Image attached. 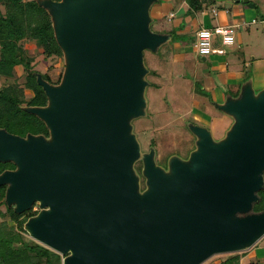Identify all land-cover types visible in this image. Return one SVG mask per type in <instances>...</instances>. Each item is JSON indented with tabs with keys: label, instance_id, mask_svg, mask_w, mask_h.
<instances>
[{
	"label": "water",
	"instance_id": "1",
	"mask_svg": "<svg viewBox=\"0 0 264 264\" xmlns=\"http://www.w3.org/2000/svg\"><path fill=\"white\" fill-rule=\"evenodd\" d=\"M144 3L54 4L68 18L62 45L72 67L64 87L42 83L56 110L36 113L53 143L0 131V160L17 165L0 177L10 184L7 199L18 211L34 199L48 208L28 227L41 244L69 254L63 264H198L264 232V213L230 219L253 200L264 168V91L252 106L238 104L239 126L225 146L201 134L191 171L176 168L170 178L146 160L149 191L137 192L126 119L140 105V51L156 43L142 21Z\"/></svg>",
	"mask_w": 264,
	"mask_h": 264
},
{
	"label": "rangeland",
	"instance_id": "2",
	"mask_svg": "<svg viewBox=\"0 0 264 264\" xmlns=\"http://www.w3.org/2000/svg\"><path fill=\"white\" fill-rule=\"evenodd\" d=\"M154 1L157 0L148 1L147 5L144 3L141 12L146 31L156 37V43L153 46L142 48L140 51L139 67L142 71L141 78L138 80L141 84L140 105L137 112L129 115L126 119L127 135L134 139L137 147L136 157L130 164V173L135 181L138 180L136 190L140 191L141 196L149 191L147 177H143L145 174H142L145 171L146 160H149L161 174L170 178L175 176L176 168L191 171L194 167L192 157L198 151L202 141L201 134L205 133L208 136L211 146L215 148L225 146L239 126L238 104L244 103L247 106H252L256 97L250 91L245 92L246 87L243 86L238 96L240 99H232L228 95L231 90L229 87H221L217 82H213L214 87L216 86L225 96L224 101L214 100L211 90L200 78V72L205 68V62L201 56H197L194 61L195 55L190 51L186 55V61L181 62L180 60L175 61L172 54L173 42L179 41L180 44L182 42L192 48L193 33H188L186 28L180 32L166 29V27H163L161 31L151 29L152 24L145 6L149 8ZM61 2L73 3L74 0H61ZM242 3L245 4L243 1ZM46 10L51 18L55 37L63 51L62 55L43 59L35 46L30 44H25V46L32 56L33 67L40 73L47 74L53 83L59 80V83L54 87L62 88L72 67L71 57L62 45L66 31L64 23L65 20L68 22V18L58 13L61 11L57 12V8L55 10L53 6H47ZM61 10L67 11L68 9L61 8ZM255 27H260L258 22L250 25L251 29ZM237 32L243 41L245 31L238 30ZM218 47H223L224 51L230 49L227 46L219 45ZM243 49L245 53L251 51L246 46ZM245 59L250 60V55L246 54ZM13 78L20 84L23 82V73L20 68L14 69ZM209 81L215 80L210 77ZM24 94L28 98L31 92L24 90ZM43 109L50 112L56 110L51 99L48 106ZM50 141L52 144V137ZM138 171L139 173H137ZM138 176H140L139 179ZM31 203V210L36 212L34 218H38L41 212L48 210L47 207L40 206V200L34 199ZM1 221H5L11 228L15 226V222L5 211L4 204H0ZM21 234L27 241L32 240L40 243L35 239L29 227L24 229ZM263 249L264 232L240 248L233 247L229 250L212 253L198 264H215L221 258L235 253L253 254L255 264H264Z\"/></svg>",
	"mask_w": 264,
	"mask_h": 264
},
{
	"label": "trees",
	"instance_id": "3",
	"mask_svg": "<svg viewBox=\"0 0 264 264\" xmlns=\"http://www.w3.org/2000/svg\"><path fill=\"white\" fill-rule=\"evenodd\" d=\"M59 2L61 0H0V131L21 138L38 137L44 142L51 140L48 126L36 111L49 104L42 83L56 86L59 80L53 83L47 74L33 67L32 56L25 44L35 46L43 59L62 55L46 10L47 6ZM186 2L193 10H197L201 4L198 0ZM15 68H20L23 73L21 84L13 78ZM24 90L31 92L28 98ZM16 169L17 165L12 159L0 160V177ZM258 177L260 183L253 191V200L245 210L234 212L230 219L250 218L264 213V168L260 169ZM9 187L8 182L0 181V204H4L5 211L15 222L14 228L5 221L0 222V264H63L69 254H60L43 244L23 238L21 232L28 228L36 212L31 210L32 203L18 211L15 201L7 199ZM137 192L140 193L139 190ZM240 247L242 245L234 248ZM240 257L241 254H230L215 264H239Z\"/></svg>",
	"mask_w": 264,
	"mask_h": 264
},
{
	"label": "crops",
	"instance_id": "4",
	"mask_svg": "<svg viewBox=\"0 0 264 264\" xmlns=\"http://www.w3.org/2000/svg\"><path fill=\"white\" fill-rule=\"evenodd\" d=\"M198 1L201 4L197 10L189 7L186 0H157L149 8L145 6L152 24H150L151 29L161 31L163 27H166V29L180 32L186 28L188 33H193L192 41L194 42L195 32L201 27L232 26L233 43L222 45L215 40L212 52L205 56L195 52L193 42L192 48L182 42L180 44L179 41L173 42L174 60L186 61V55L190 51L195 55L194 61L197 56H201L205 62V68L201 70L200 78L211 90L213 99L216 101H224L225 96L216 86L214 87L213 82H217L221 87H229L231 90L228 95L232 99H240L238 96L243 86L246 87L245 92L250 91L256 95L255 99L259 98L264 91V0H247L245 4L242 3V0ZM147 2L145 0L146 5ZM257 22L260 27L251 29L250 25ZM238 30L245 31L243 41ZM219 45L227 46L230 49L224 51L223 47H218ZM244 46L250 48L251 51L245 53ZM246 54L250 55V60L245 59ZM210 77L215 81H209ZM253 256V254H241L239 264H255V256Z\"/></svg>",
	"mask_w": 264,
	"mask_h": 264
},
{
	"label": "built area",
	"instance_id": "5",
	"mask_svg": "<svg viewBox=\"0 0 264 264\" xmlns=\"http://www.w3.org/2000/svg\"><path fill=\"white\" fill-rule=\"evenodd\" d=\"M217 29H221L222 31L218 32ZM204 33L206 35H203ZM215 40L222 45L232 44L234 41L233 27L229 25H215L209 28L201 27L197 29L193 48L198 55H208L212 52V43Z\"/></svg>",
	"mask_w": 264,
	"mask_h": 264
},
{
	"label": "clouds",
	"instance_id": "6",
	"mask_svg": "<svg viewBox=\"0 0 264 264\" xmlns=\"http://www.w3.org/2000/svg\"><path fill=\"white\" fill-rule=\"evenodd\" d=\"M218 32H221L222 30L221 29H217ZM203 35H206V33H204ZM230 39V38H229Z\"/></svg>",
	"mask_w": 264,
	"mask_h": 264
}]
</instances>
